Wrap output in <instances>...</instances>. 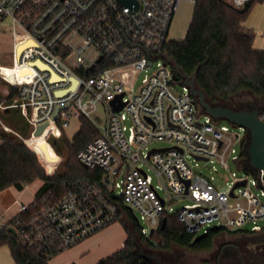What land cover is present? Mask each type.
<instances>
[{"label": "built area", "instance_id": "2783aa9c", "mask_svg": "<svg viewBox=\"0 0 264 264\" xmlns=\"http://www.w3.org/2000/svg\"><path fill=\"white\" fill-rule=\"evenodd\" d=\"M178 1L0 0V28L9 29L12 39L9 66L19 73L0 98V109L19 108L31 125L30 135L44 124L39 134H45L44 140L63 134L72 117H87L100 132L76 154L83 165L101 169L100 179L70 182L60 198L36 204L25 219L17 214L33 200L19 202L11 216L0 215V231L10 229L17 236L26 262L41 259L50 264L57 252L123 219L119 200L139 211L154 232L166 200L139 161L162 179L167 194L191 200L175 211L193 237L211 222L225 230H264V187L258 184L262 169L245 166L242 153L234 158L253 171L257 194L248 188L247 176H234L227 189H219L187 160L217 158L225 165L226 152L242 134L206 113L183 77L173 78L176 69L162 56ZM228 1L240 7L250 0ZM28 40L32 43L17 55L16 47ZM150 66L134 90L136 77ZM120 93L123 105L113 111L110 101ZM99 104L105 108L104 123L98 119ZM258 117L264 122V103ZM126 118L131 121L127 134ZM0 129L12 130L1 117ZM156 139L170 145L146 150ZM242 179L244 185L233 187ZM139 227L145 235V227Z\"/></svg>", "mask_w": 264, "mask_h": 264}, {"label": "trees", "instance_id": "16d2710c", "mask_svg": "<svg viewBox=\"0 0 264 264\" xmlns=\"http://www.w3.org/2000/svg\"><path fill=\"white\" fill-rule=\"evenodd\" d=\"M255 1L261 0H250L236 7L228 0H195L185 37L169 39L163 46L164 60L169 61L173 69L181 70L188 77L194 76L195 85L204 92L205 99L211 105H226L237 109L240 101L236 97L246 91L264 97V49L257 50L252 47L255 33L242 24ZM13 96L11 94L4 102L10 103ZM21 115L19 108L14 106L0 109L3 122L23 134L26 131L25 126L29 123L26 120L23 124L19 123ZM99 133V129L87 117H81L80 128L72 138L62 134L59 140L58 137H52V143L59 152L65 149H62L58 142L63 143L77 160V152ZM0 137V192L10 186L21 190L36 179L43 181L36 190L33 201L17 214L21 219L29 216L35 210L36 204L60 198L70 182L80 179L98 180L102 175L101 169L87 167L78 160L74 167H67L63 174L47 173L37 153L15 132L0 129ZM242 155L244 165H250L246 150H243ZM119 206L120 211L131 221L134 231L142 235L128 207L121 200ZM163 216L165 217L163 227L159 225L153 232L159 239L158 244L163 246L177 244L207 248L211 245L212 237L217 232L225 230L221 227L216 230L208 229L204 237L192 243L193 236L186 231L176 211L164 210ZM124 227L127 237L123 246L98 262L156 264L151 258L141 255L136 250L128 228ZM227 231L249 232L243 228ZM3 244L9 246L17 264H44L41 259L29 262L24 260L18 238L10 229L0 231V245Z\"/></svg>", "mask_w": 264, "mask_h": 264}, {"label": "rangeland", "instance_id": "374dc122", "mask_svg": "<svg viewBox=\"0 0 264 264\" xmlns=\"http://www.w3.org/2000/svg\"><path fill=\"white\" fill-rule=\"evenodd\" d=\"M193 0H179L177 2L175 13L169 25L168 38L169 39H182L185 37L192 12H193ZM244 27L250 28L254 31L255 37L253 40L252 47L257 50L264 49V0L255 1L247 18L242 23ZM4 64V65H3ZM12 64V39L10 36L9 29L4 27L0 28V66L10 67ZM8 65V66H7ZM153 66L148 67L146 70H142L136 77L134 83V90L138 89L141 84V79L146 72H150ZM3 69V68H2ZM177 89H181V85L177 83ZM10 89L9 83L2 77L0 78V98L5 94V90ZM6 91V92H7ZM240 103H246L250 101H258L257 105L260 106L264 103V97L255 96L249 94L247 91L240 93L237 97ZM97 113L99 114V121L101 123L105 122V108L103 105L99 104L97 108ZM19 123H25L24 116H20ZM126 126V134L128 133V126L131 124L129 118L123 120ZM222 124H226L230 127L233 132H239L243 134L245 129L239 126H232L231 122L227 119H221ZM26 131L23 134H16L23 140V138L30 137L31 125L25 126ZM80 128V120L77 117H72L69 120V124L64 128V133L68 138H72ZM5 132H11L12 130H4ZM29 130V131H28ZM14 132V130H13ZM62 135V134H61ZM60 135V136H61ZM22 136V137H21ZM45 134L42 136V138ZM58 136V140L62 137ZM60 137V138H59ZM38 143L39 151L41 149L40 141L44 140L41 138H35ZM52 136L48 137L46 141V152L52 156L51 160L45 158V151L38 153V158H40L45 164V170L48 173L49 170H54L53 172L63 174L67 167H74L77 164V160L73 157L70 152L64 147L63 143L58 142L64 151H58L52 143ZM24 141V140H23ZM25 142V141H24ZM26 144V143H25ZM27 145V144H26ZM170 145V142L165 139H156L151 141L146 150L150 147H161ZM28 146V145H27ZM29 147V146H28ZM30 148V147H29ZM233 148V150L231 149ZM245 145H240L238 141L233 143L228 151L226 152V164H222L217 158H212L211 160L195 159L192 156H187V160L193 166V169L198 173L206 176L210 181L219 189H227L231 184L234 176L236 177H246L248 178V188L253 193H260V187L255 183V175L253 171L246 170L241 164H239L234 158L245 150ZM43 149V148H42ZM44 150V149H43ZM138 166L145 169V171L150 175L152 184L166 200V211L172 212L182 207L186 203H190L191 200L183 196H172L165 192L163 188L164 182L161 178L157 176L155 171L145 162L139 161ZM122 173L116 177V181L121 182ZM43 182V181H42ZM35 184L30 185L25 189L24 194L26 196L33 195V188ZM119 187H116V192L119 193ZM135 215L138 217L140 225L145 227L146 234L140 235L137 231H134L131 221L124 217L120 219L119 222L128 228L129 234L131 235L136 250L144 256L151 258L156 264V259L166 262L168 264H237L236 257L249 252L250 250L257 249L262 256V261L264 260V230L259 232H229L227 230L217 232L211 240V245L207 248H198L191 246H182L177 244H170L169 246H163L158 244V238L155 234L149 235L150 226L148 222L141 217V213L134 210ZM216 224L211 222L204 225L200 232L205 229L210 228L212 225ZM245 228L249 229L250 224H246ZM118 226L111 225L107 229L103 230L99 235L92 237L89 243V252H84L82 246L75 247V254L80 262H85L93 254L94 250L97 248H102L109 244L108 240L116 234ZM157 242V245L151 244ZM72 250L65 249L51 260V264H59L65 258L72 259ZM154 255V256H151ZM156 256V257H155Z\"/></svg>", "mask_w": 264, "mask_h": 264}, {"label": "water", "instance_id": "95a60500", "mask_svg": "<svg viewBox=\"0 0 264 264\" xmlns=\"http://www.w3.org/2000/svg\"><path fill=\"white\" fill-rule=\"evenodd\" d=\"M32 41L28 40L22 44H19L16 47V54L18 55L23 47L28 44H31ZM42 67H46L45 64L41 63L40 61H36ZM176 72L173 74V78L177 79L178 76L183 77L184 84L189 85V89L192 93L197 95L198 103L202 106L204 111L210 114L214 118L218 119H227L231 122L232 126H239L245 129V132L240 136L238 143L240 145H244L245 135L249 136V144L247 147V154H248V161L249 163L257 168L262 169V174L258 180V184L264 187V122L259 119L257 110H244V109H234L230 108L226 105H211L206 99L204 92L199 89L194 83V76L188 77L185 75L181 70L176 68ZM122 93L118 94L114 99L110 101L113 111L119 110L122 105L123 101L121 100ZM56 115V113H55ZM44 124H39L36 129L34 130V135H39L42 131ZM41 148L45 151V158L51 160L53 157L50 156L46 152V141H40ZM152 149L149 150V153ZM198 159H205L200 158L197 156ZM246 179L238 180L233 187L238 185H244ZM233 189V188H232ZM129 211L132 213L136 223L140 226V222L138 217L135 215L134 211L131 207L128 206ZM165 223V217L163 216L160 221V227L162 228ZM219 226L217 224L212 225L209 229H218ZM153 229H150L149 235L151 236ZM207 234V231H203L201 233L196 234L192 238V243L198 241L202 237ZM154 256V255H151ZM156 257V256H155Z\"/></svg>", "mask_w": 264, "mask_h": 264}, {"label": "crops", "instance_id": "0c3cea01", "mask_svg": "<svg viewBox=\"0 0 264 264\" xmlns=\"http://www.w3.org/2000/svg\"><path fill=\"white\" fill-rule=\"evenodd\" d=\"M2 68H9V67H2ZM7 89L5 90V92ZM6 125V124H5ZM8 126V125H6ZM9 127V126H8ZM14 132L18 133L17 131L14 130ZM19 134V133H18ZM44 135H31L28 138H25L27 143L34 149L36 150L40 155V152H43L44 150L41 148L39 151V146L37 141H35V138H42ZM0 142H1V137H0ZM35 184L33 188V195L26 196L24 194L25 189L29 187L30 185ZM42 184V180L36 179L33 182L25 185V187L21 190L16 189L14 186H10L3 191L0 192V215H7L11 216L14 214L19 207V202H24V203H30L34 197H35V192L39 188V186ZM116 225L118 226V230L116 234L111 236V238L108 240L109 244L107 246H104L102 248H97L94 250L93 254L90 256L89 259H87L85 262H80L78 257L75 254V247L82 246V249H84V252H89V243L92 239V237H95V235H99L102 233L103 230L107 229L111 225ZM127 237V232L125 230V227L123 224H121L119 221H116L103 229L97 231L96 233L92 234L91 236L87 237L86 239L82 240L81 242L77 243L76 245L68 248V250H72V259L71 258H65L63 261L59 262V264H93L95 262L100 261L101 259L107 257L108 255L112 254L114 251L119 249L120 247L123 246V242ZM57 255L53 256L50 259V264L51 260L56 257ZM0 264H17L14 257L11 254L10 248L7 244L0 245ZM58 264V263H57Z\"/></svg>", "mask_w": 264, "mask_h": 264}, {"label": "flooded vegetation", "instance_id": "af4514ba", "mask_svg": "<svg viewBox=\"0 0 264 264\" xmlns=\"http://www.w3.org/2000/svg\"><path fill=\"white\" fill-rule=\"evenodd\" d=\"M258 101H250V102H246V103H239V106L237 109H244V110H257V112L259 111V109L261 108L262 104L260 106H258L257 103ZM229 107V106H228ZM233 108V107H230ZM235 109V108H234ZM245 141H244V145H245V150L247 152V147L249 144V136L245 135ZM157 245V242L152 243ZM237 260V264H264V260L262 261V256L260 254V252H258L257 249L255 250H250L249 252H245L244 254H241L238 256V258L236 257ZM158 264H168L166 262H163L161 260H159L158 258L156 259Z\"/></svg>", "mask_w": 264, "mask_h": 264}, {"label": "bare ground", "instance_id": "6f19581e", "mask_svg": "<svg viewBox=\"0 0 264 264\" xmlns=\"http://www.w3.org/2000/svg\"><path fill=\"white\" fill-rule=\"evenodd\" d=\"M0 68H1L0 75L3 74L5 76L3 79H5L9 84H10V80H13L15 76L19 75L18 71H16L13 67L2 69V67L0 66Z\"/></svg>", "mask_w": 264, "mask_h": 264}]
</instances>
